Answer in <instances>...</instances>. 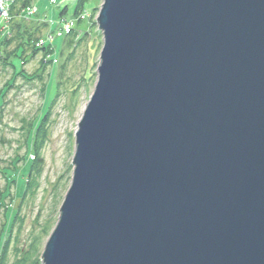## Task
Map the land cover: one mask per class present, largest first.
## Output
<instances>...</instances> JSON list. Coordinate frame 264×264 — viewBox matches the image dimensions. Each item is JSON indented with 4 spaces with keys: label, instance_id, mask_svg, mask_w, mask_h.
<instances>
[{
    "label": "water",
    "instance_id": "95a60500",
    "mask_svg": "<svg viewBox=\"0 0 264 264\" xmlns=\"http://www.w3.org/2000/svg\"><path fill=\"white\" fill-rule=\"evenodd\" d=\"M96 21L42 264H264V0H103Z\"/></svg>",
    "mask_w": 264,
    "mask_h": 264
},
{
    "label": "rangeland",
    "instance_id": "374dc122",
    "mask_svg": "<svg viewBox=\"0 0 264 264\" xmlns=\"http://www.w3.org/2000/svg\"><path fill=\"white\" fill-rule=\"evenodd\" d=\"M84 1L79 21L71 14L74 0L32 1L33 18L45 21L53 35L46 55L20 64L30 53L29 30L23 39L14 32L9 43L0 41V264H42L71 183L74 137L103 46L96 21L103 0ZM5 29L0 26L2 35Z\"/></svg>",
    "mask_w": 264,
    "mask_h": 264
},
{
    "label": "trees",
    "instance_id": "16d2710c",
    "mask_svg": "<svg viewBox=\"0 0 264 264\" xmlns=\"http://www.w3.org/2000/svg\"><path fill=\"white\" fill-rule=\"evenodd\" d=\"M32 1L33 0H7L8 3V12H7V19L5 20V24L0 26L6 27L5 31L3 33V35L1 34L2 31H0V41L1 43H9L12 39V33L16 32V36L18 35L20 37V39H23L26 37V33L29 31H31V35L28 34V38L31 41V43L29 44L30 47V53L28 55H25V57L23 58H19L20 59V64H24L26 62H28L29 60H31L32 58H34V56L38 53V52H43L45 53L44 55H46V53L48 54V52L50 51V49H52V45L51 42L52 41H45L43 44H41V46H39V41L40 40H45V38L47 37V35L51 32L47 31V23L44 21L42 22L41 20H36L34 14L27 16L24 15L23 11H25V9L27 7L32 6ZM74 5L71 11L72 16L79 21L80 17L83 16V4H84V0H74ZM67 7H64L63 9L60 10L59 12V17L63 18L65 16V14L67 13ZM37 13V11H36ZM33 18V19H31ZM31 19V20H29ZM28 20L29 24L26 23V21ZM8 21L9 24L7 23ZM5 25V26H4ZM9 25V26H8ZM22 29V30H20ZM31 29V30H30ZM43 29V31H42ZM48 33H47V32ZM42 33V35H35L36 33ZM69 34V33H68ZM66 34V35H68ZM66 35L63 37V39L66 38ZM69 36V35H68ZM31 38V39H30ZM1 53V52H0ZM4 58V57H3ZM2 59L1 54H0V60ZM45 62L50 61L48 59H45ZM35 156V155H34ZM37 158V156H36ZM39 158V157H38ZM33 168L34 165L32 163ZM34 170V169H33ZM31 174V172H30ZM29 174V177H30ZM29 179V178H28Z\"/></svg>",
    "mask_w": 264,
    "mask_h": 264
},
{
    "label": "built area",
    "instance_id": "2783aa9c",
    "mask_svg": "<svg viewBox=\"0 0 264 264\" xmlns=\"http://www.w3.org/2000/svg\"><path fill=\"white\" fill-rule=\"evenodd\" d=\"M0 6H4L3 7V12H2V15H0V18H4V19H7V12H8V4H7V0H0ZM36 11H37V9H36V7H34V6H30V7H27L26 9H25V11H23L24 13V15H27V16H30V15H33V14H35L36 13ZM68 26L66 27V29H65V31H67L68 32ZM64 31V32H65ZM61 33H62V30H61ZM61 33L60 32H58V37L61 35ZM53 40V35L52 34H48L47 35V37L45 38V40L43 41V40H40L39 42L40 43H44L45 41H52Z\"/></svg>",
    "mask_w": 264,
    "mask_h": 264
}]
</instances>
